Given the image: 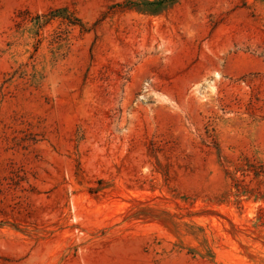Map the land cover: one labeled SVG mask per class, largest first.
<instances>
[{"label": "rangeland", "instance_id": "obj_1", "mask_svg": "<svg viewBox=\"0 0 264 264\" xmlns=\"http://www.w3.org/2000/svg\"><path fill=\"white\" fill-rule=\"evenodd\" d=\"M0 264H264V0H0Z\"/></svg>", "mask_w": 264, "mask_h": 264}, {"label": "trees", "instance_id": "obj_2", "mask_svg": "<svg viewBox=\"0 0 264 264\" xmlns=\"http://www.w3.org/2000/svg\"><path fill=\"white\" fill-rule=\"evenodd\" d=\"M43 17H45V16H42V15L41 16H35V19L37 20V24L36 25H37L38 28L42 26L41 25L42 22L41 21H38V20L42 19Z\"/></svg>", "mask_w": 264, "mask_h": 264}]
</instances>
